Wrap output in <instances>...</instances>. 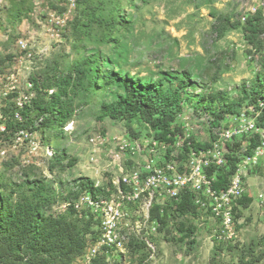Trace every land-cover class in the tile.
I'll return each mask as SVG.
<instances>
[{"label": "rangeland", "instance_id": "1", "mask_svg": "<svg viewBox=\"0 0 264 264\" xmlns=\"http://www.w3.org/2000/svg\"><path fill=\"white\" fill-rule=\"evenodd\" d=\"M89 2L120 24L96 22L86 38L73 29L83 5L78 4L64 25H56L52 15L65 10L64 0H0V193L14 201L39 202L47 216H62L81 231L84 216L70 208L79 196L78 181L89 178L105 188L120 173L109 163L106 147L99 149L91 138L106 137L109 146L119 138H134L126 121L101 112L100 101L109 99L108 92L87 96L86 80L62 92L70 113L62 131L55 124L43 127L42 113L31 101L45 105L56 90L55 79L68 72L78 75V65L92 53L120 62L122 71L153 80L160 71L189 74L192 86L184 93L180 114L188 116V126L181 129L194 143L210 141L212 119L234 102L241 103L237 113L227 116L246 115L264 126V48L256 51L240 28L243 17L256 10L264 16V0ZM221 25L225 30L220 35ZM19 38L27 41L26 49L18 47ZM100 65L105 64L97 61L98 69ZM132 127L140 131L141 140L152 134L138 120ZM259 137H237L232 153L251 152ZM237 209V237L223 246H217V224L211 216L199 220L181 209L171 217L176 224L167 221L154 235L153 256L133 240L136 244L120 262L111 264H264V157L246 174Z\"/></svg>", "mask_w": 264, "mask_h": 264}, {"label": "built area", "instance_id": "2", "mask_svg": "<svg viewBox=\"0 0 264 264\" xmlns=\"http://www.w3.org/2000/svg\"><path fill=\"white\" fill-rule=\"evenodd\" d=\"M63 4L65 10L52 15L56 25L66 23L68 15L75 10L76 0H64ZM17 45L26 49L28 43L19 38ZM260 106L264 107V102ZM179 117H182L179 125L187 127L188 116ZM212 130L206 147H196L189 139V133L168 135L166 139L153 136L143 138L145 140L119 138L113 146H109L108 139L101 135L91 138L99 149L106 147L109 163L120 173L110 180L112 186L105 187L103 193L92 194L85 189L73 201L74 209L88 211L97 223L94 240L73 264H91L99 256H104L107 264L118 263L133 240L143 242L153 256L156 250L153 237L160 231V222L152 218V210L158 206L162 216L164 207H169L174 214L187 193L192 195L191 202L196 206L198 219L209 215L216 222L217 239L234 240L239 220L235 214L239 199L245 193V176L249 170L258 168L264 157V126L246 115H228ZM254 133L260 136L257 145L248 154H234L238 161L227 184L220 189L213 188L217 170L228 167V155L233 154L227 145H233L237 137L253 136ZM131 154H136L137 159ZM90 160L96 162L97 159L92 156ZM210 167H213L212 172H209ZM94 185L98 186L97 183ZM173 222L170 218L169 223Z\"/></svg>", "mask_w": 264, "mask_h": 264}, {"label": "trees", "instance_id": "3", "mask_svg": "<svg viewBox=\"0 0 264 264\" xmlns=\"http://www.w3.org/2000/svg\"><path fill=\"white\" fill-rule=\"evenodd\" d=\"M78 4L83 5V9H81L83 15L80 14L74 20L76 27L73 29L83 37L88 38L91 35L92 25L96 22L111 26L120 24V19H117L113 14L109 17L104 16L99 7L89 0H76V7ZM243 23L240 28L245 40L256 51L261 52L264 48V16L262 12L256 10L247 16ZM224 30L225 26L221 25L218 29L219 34L221 35ZM112 40H117V38H112ZM97 61L105 65H100L98 69ZM120 64L116 60H105L104 56L96 52L78 65V69L75 70L78 75L68 72L66 76L57 77L52 85L56 87V90L52 91L50 101L45 105H37V102L31 101V105L39 108L42 113L43 127L48 128L55 124L56 129L63 130L70 113L65 109L62 92H66L68 86L72 88L80 86L86 80L87 86L84 87V91L87 96H90L92 91L108 92L109 99L100 101L101 112L106 113V116L112 119L126 121L127 130L133 138L140 137V131H135L132 127V122L135 120L142 122L150 129L152 134L149 137L166 139L168 135L181 134L182 126L176 122V119L182 112L184 93L192 86L189 74L176 70L160 71L159 77L153 80L146 76L140 77L132 75L128 71H122ZM257 89V87L253 88L254 94L257 93ZM240 104V102H234L227 105L225 109L214 116L213 126H219L227 114L237 113L236 110ZM8 126L11 125L7 122L6 127ZM194 144L196 147L208 146V143ZM233 145H227L231 152L234 148ZM256 145L255 139L252 149ZM228 158L229 166L217 170L216 180L212 184L213 188L224 187L227 184L228 176L234 171L238 158L234 156V153L229 154ZM212 170L213 167H210L209 172ZM78 183L80 191L87 189L92 194L103 193L105 189L95 186V182L89 178H84ZM108 183L107 186L111 187V182L108 181ZM191 197L192 195L190 196L188 193L184 195L177 210L184 209L190 215H198L196 206L191 202ZM70 208L72 211H77L73 206ZM169 211V207H164V214L160 216L158 206L152 210V218L159 220L162 226L159 227V230L175 214H172L171 211L169 213ZM80 213L84 216L82 231L62 216H47L39 202L28 199L14 201L0 193V264H73L72 260L77 259L85 251L96 235L95 226L97 223L91 214L84 210ZM235 216L239 217L238 209ZM172 224H176L175 220ZM136 242L138 243L131 242L130 247L136 244V246L146 249L143 242ZM226 243L228 242L220 240L217 246H223ZM91 264L107 263L104 256H99Z\"/></svg>", "mask_w": 264, "mask_h": 264}]
</instances>
